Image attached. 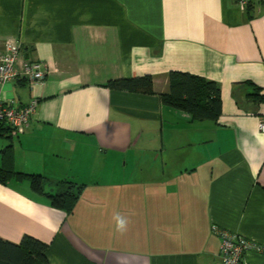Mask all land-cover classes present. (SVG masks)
Returning a JSON list of instances; mask_svg holds the SVG:
<instances>
[{
    "label": "crops",
    "instance_id": "1",
    "mask_svg": "<svg viewBox=\"0 0 264 264\" xmlns=\"http://www.w3.org/2000/svg\"><path fill=\"white\" fill-rule=\"evenodd\" d=\"M9 38L48 74L0 82V100L38 101L23 132L0 129V167L12 145L17 171L85 187L66 214L0 182L1 238L49 243L51 264H219L216 226L264 264V0H0V52ZM171 71L219 84L217 120L163 104ZM146 74L152 93L108 85Z\"/></svg>",
    "mask_w": 264,
    "mask_h": 264
},
{
    "label": "trees",
    "instance_id": "2",
    "mask_svg": "<svg viewBox=\"0 0 264 264\" xmlns=\"http://www.w3.org/2000/svg\"><path fill=\"white\" fill-rule=\"evenodd\" d=\"M170 88L161 93L163 104L183 110L197 120H217L222 113V97L219 84L202 76L189 72L171 71L169 73ZM109 86L133 92H153V77L150 74L129 79H118L108 83ZM252 97L259 98L258 94ZM261 99V98H259ZM264 99V97H263ZM0 129L11 131L9 126L0 124ZM2 152L0 182L6 184L15 178L30 179L31 188L38 194L49 198L51 204L71 214L85 187L71 179L51 180L41 173H25L14 167L12 145ZM47 185L54 189L46 190ZM49 243L32 235L25 234L19 242L0 237V264H51L48 258Z\"/></svg>",
    "mask_w": 264,
    "mask_h": 264
},
{
    "label": "built area",
    "instance_id": "3",
    "mask_svg": "<svg viewBox=\"0 0 264 264\" xmlns=\"http://www.w3.org/2000/svg\"><path fill=\"white\" fill-rule=\"evenodd\" d=\"M249 0H239L242 7ZM21 43L15 38L5 42V48L0 52V82L25 79L30 84H42L47 78L48 66L42 61L21 60ZM38 101L32 100L24 106H15L0 100V124L10 127L12 135H18L29 124L31 116L35 113ZM264 132V121L260 123ZM220 237L219 264H248L246 254L251 249L260 250L261 246L245 236L218 227L213 228Z\"/></svg>",
    "mask_w": 264,
    "mask_h": 264
},
{
    "label": "clouds",
    "instance_id": "4",
    "mask_svg": "<svg viewBox=\"0 0 264 264\" xmlns=\"http://www.w3.org/2000/svg\"><path fill=\"white\" fill-rule=\"evenodd\" d=\"M114 219H115V222H116V230L118 232L123 233L124 231L127 230L128 220L125 217L117 214L114 217Z\"/></svg>",
    "mask_w": 264,
    "mask_h": 264
}]
</instances>
